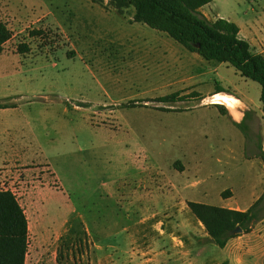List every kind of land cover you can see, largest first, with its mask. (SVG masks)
<instances>
[{"label":"rangeland","instance_id":"obj_1","mask_svg":"<svg viewBox=\"0 0 264 264\" xmlns=\"http://www.w3.org/2000/svg\"><path fill=\"white\" fill-rule=\"evenodd\" d=\"M105 4L0 0L12 32L0 52V104L10 105L0 107V189L27 215L25 264H95L81 212L127 208L107 195L139 191L144 179L217 206L226 190L243 208L263 192L260 83L132 22L134 7ZM201 11L235 22L264 57V0H212ZM259 228L231 254L205 239L199 264H264Z\"/></svg>","mask_w":264,"mask_h":264},{"label":"trees","instance_id":"obj_2","mask_svg":"<svg viewBox=\"0 0 264 264\" xmlns=\"http://www.w3.org/2000/svg\"><path fill=\"white\" fill-rule=\"evenodd\" d=\"M91 1L107 7L105 0ZM211 1L109 0V4L110 8L117 10L134 7L132 22H142L166 32L186 49L207 60L229 63L242 76L259 82L264 115V57L251 50L250 43L239 35L240 27L235 22L223 17L211 20L202 13L201 8ZM39 32L33 31V34ZM11 37V30L0 21V52ZM28 50V45H20V52ZM173 97L174 94L161 98ZM0 107L10 105L0 104ZM262 158L264 160V154ZM187 205L203 224L207 239L211 241L213 238L220 248H224L232 237L250 232L255 223L264 219V194L246 210L197 201H188ZM238 227L241 232L236 231ZM28 245V218L23 207L11 190L0 189V264H25ZM220 264H227V261Z\"/></svg>","mask_w":264,"mask_h":264},{"label":"crops","instance_id":"obj_3","mask_svg":"<svg viewBox=\"0 0 264 264\" xmlns=\"http://www.w3.org/2000/svg\"><path fill=\"white\" fill-rule=\"evenodd\" d=\"M239 35L249 42L242 35L241 28ZM20 156L23 157V154ZM262 161L264 165L263 158ZM142 184L139 191H135L134 187L128 193L118 191L107 195L117 200V203L126 199L127 208H97L81 212V217H86L83 218L86 241L95 250V264H199L198 255L211 247L204 243L207 233H197V229L203 225L186 205L188 201H202L182 198L178 193V183L171 185L170 192H164L159 183H155L152 189L151 179H144ZM228 193L222 194L227 201L222 207L238 210L250 207L243 208L238 203L230 202L232 193ZM263 194L264 188L254 202ZM168 199L177 201L169 207ZM260 226L264 227V219L257 222L250 232L229 239L222 249L231 254L234 247L241 246L245 238L252 236ZM186 239L189 243L185 245Z\"/></svg>","mask_w":264,"mask_h":264},{"label":"bare ground","instance_id":"obj_4","mask_svg":"<svg viewBox=\"0 0 264 264\" xmlns=\"http://www.w3.org/2000/svg\"><path fill=\"white\" fill-rule=\"evenodd\" d=\"M222 97L223 98H225L227 101H231V102H234V103H232V105H231V108H232V110H236L237 109V107L240 105V103L234 98V97H232L231 95H229V94H227V93H223L222 94Z\"/></svg>","mask_w":264,"mask_h":264},{"label":"built area","instance_id":"obj_5","mask_svg":"<svg viewBox=\"0 0 264 264\" xmlns=\"http://www.w3.org/2000/svg\"><path fill=\"white\" fill-rule=\"evenodd\" d=\"M214 95L212 96V98L210 99V103H216L215 101H214ZM216 104H222V103H216Z\"/></svg>","mask_w":264,"mask_h":264},{"label":"water","instance_id":"obj_6","mask_svg":"<svg viewBox=\"0 0 264 264\" xmlns=\"http://www.w3.org/2000/svg\"><path fill=\"white\" fill-rule=\"evenodd\" d=\"M236 231H237V232H241L242 230H241V228L238 227V228L236 229ZM211 241L214 242V239L212 238Z\"/></svg>","mask_w":264,"mask_h":264},{"label":"clouds","instance_id":"obj_7","mask_svg":"<svg viewBox=\"0 0 264 264\" xmlns=\"http://www.w3.org/2000/svg\"><path fill=\"white\" fill-rule=\"evenodd\" d=\"M232 103H234V102H231V101H230V102H229V105L231 106V105H232Z\"/></svg>","mask_w":264,"mask_h":264}]
</instances>
